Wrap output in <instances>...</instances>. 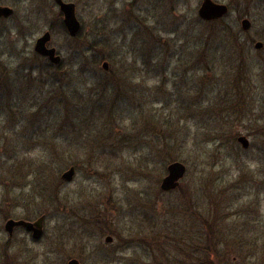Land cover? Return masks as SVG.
Masks as SVG:
<instances>
[{
    "label": "rangeland",
    "instance_id": "374dc122",
    "mask_svg": "<svg viewBox=\"0 0 264 264\" xmlns=\"http://www.w3.org/2000/svg\"><path fill=\"white\" fill-rule=\"evenodd\" d=\"M63 1L75 36L53 0H0V264H264V0L210 21L203 0ZM40 217L39 239L4 229Z\"/></svg>",
    "mask_w": 264,
    "mask_h": 264
},
{
    "label": "water",
    "instance_id": "95a60500",
    "mask_svg": "<svg viewBox=\"0 0 264 264\" xmlns=\"http://www.w3.org/2000/svg\"><path fill=\"white\" fill-rule=\"evenodd\" d=\"M56 4L59 6L60 11L63 13V23L67 29V32L70 36H75L77 31L79 30V23L76 20L75 17V10L73 4H66L63 3L61 0H56ZM227 13V7L222 4L214 3L211 0H203L199 9H198V16L200 19L204 21H210L217 18L222 17ZM12 14V9L8 7H0V18H7ZM248 21L243 20L242 21V28L247 29L248 28ZM50 40V34L48 32L44 33L41 37H39L34 46V51L46 58L52 63V64H58L61 60L60 56L56 55L54 48H49L46 46L48 41ZM256 48L261 47V43H257L255 45ZM103 69H107V64L103 63L102 65ZM238 142L241 143V145L244 148H247L248 141L245 137H239ZM167 175L162 179L160 184V189L163 191H168L175 189L178 184L179 180L183 178L186 172V168L182 163L179 162H173L167 166ZM74 175V168H70L67 172H65L61 178L69 182L72 180ZM22 226L27 231L31 232L33 239H39L42 236L43 233V218L40 217L34 222H27L23 220H13L9 219L6 221L4 225L5 231L11 235L12 230L14 227ZM112 238L107 236L105 238V242H111ZM67 264H79L77 260H69Z\"/></svg>",
    "mask_w": 264,
    "mask_h": 264
},
{
    "label": "flooded vegetation",
    "instance_id": "af4514ba",
    "mask_svg": "<svg viewBox=\"0 0 264 264\" xmlns=\"http://www.w3.org/2000/svg\"><path fill=\"white\" fill-rule=\"evenodd\" d=\"M53 1H54L55 4H56V0H53ZM61 1H62L63 3L69 4V3H67V2H64L63 0H61ZM70 4H71V3H70ZM0 7H3V6L0 5ZM4 7H5V6H4ZM10 9H11V8H10ZM12 14H13V10H12ZM12 14H11V15H12ZM11 15H10V16H11ZM46 46L48 47L47 44H46ZM50 48H52V47H50ZM27 222H30V221H27ZM18 227H22V226H18ZM18 227H14V228H13L11 235L13 234L14 229H15V228H18ZM22 228H24V227H22ZM24 230L27 231L25 228H24ZM27 232L31 234V232H29V231H27Z\"/></svg>",
    "mask_w": 264,
    "mask_h": 264
}]
</instances>
